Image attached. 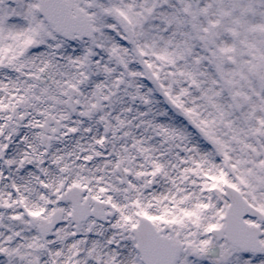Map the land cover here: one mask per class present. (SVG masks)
<instances>
[{
    "label": "snow or ice",
    "instance_id": "1",
    "mask_svg": "<svg viewBox=\"0 0 264 264\" xmlns=\"http://www.w3.org/2000/svg\"><path fill=\"white\" fill-rule=\"evenodd\" d=\"M0 264H264V0H0Z\"/></svg>",
    "mask_w": 264,
    "mask_h": 264
}]
</instances>
